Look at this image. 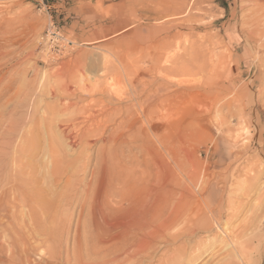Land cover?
I'll use <instances>...</instances> for the list:
<instances>
[{
	"label": "rangeland",
	"instance_id": "obj_1",
	"mask_svg": "<svg viewBox=\"0 0 264 264\" xmlns=\"http://www.w3.org/2000/svg\"><path fill=\"white\" fill-rule=\"evenodd\" d=\"M0 152V264H132L141 187L135 264H264V0H0Z\"/></svg>",
	"mask_w": 264,
	"mask_h": 264
},
{
	"label": "bare ground",
	"instance_id": "obj_2",
	"mask_svg": "<svg viewBox=\"0 0 264 264\" xmlns=\"http://www.w3.org/2000/svg\"><path fill=\"white\" fill-rule=\"evenodd\" d=\"M94 80V79H93ZM96 83H94L93 85H89L91 88L94 87L96 88L97 85H95ZM115 84V83H113ZM108 88H112V86H108L106 85ZM89 87V88H90ZM102 87V86H101ZM103 88V87H102ZM105 88V86H104ZM114 88V87H113ZM67 90V89H65ZM83 90H88L87 86H83ZM99 90V89H98ZM111 90V89H110ZM117 90V89H116ZM115 91V89H114ZM113 91V92H114ZM72 92V91H71ZM108 92L109 89H108ZM117 92V91H115ZM114 92V93H115ZM119 93V92H117ZM110 94V93H109ZM113 96V95H112ZM119 96V95H118ZM124 98V97H123ZM147 99V98H146ZM113 100V99H112ZM119 103V102H118ZM93 111V110H92ZM106 119V118H105ZM16 122V121H15ZM13 123V122H12ZM14 126V125H13ZM17 126V125H15ZM14 126V128H15ZM13 128H11L12 130ZM17 130V129H16ZM14 131V130H13ZM79 131V130H78ZM88 131V130H87ZM89 132V131H88ZM7 138V137H6ZM8 138H10V136H8ZM12 138V137H11ZM84 138V137H83ZM11 141V140H10ZM6 143V142H5ZM11 143V142H10ZM4 149V148H3ZM6 149V148H5ZM4 149V150H5ZM1 153V152H0ZM3 157V156H2ZM18 159V158H16ZM5 160V159H4ZM20 161V160H19ZM10 161H8L9 163ZM54 163V162H52ZM6 166V165H4ZM20 167L19 165H16ZM22 166V165H21ZM4 168V167H2ZM7 169V166L5 167ZM4 168V169H5ZM22 168V167H21ZM1 169V168H0ZM21 170V169H20ZM3 176V175H2ZM22 177V176H21ZM8 178V177H7ZM24 178V177H23ZM9 179V178H8ZM24 184V183H23ZM144 186V185H143ZM135 190V189H134ZM123 191H124V185H122L121 187L118 188H112L110 190V194L109 196H113V197H124L121 196L123 195ZM136 191V190H135ZM134 191V192H135ZM172 191V190H171ZM170 191V193H171ZM173 192V191H172ZM160 194V190L155 189L153 187H148V189L146 188H142L137 190L135 193V198L134 199V203L132 204V207L125 211V212H121V216L119 217V219H116V221L112 224L109 225L110 228V233H111V240L118 241L120 243V247H119V253L117 252L116 255H113L111 257V259L115 260L117 259L118 255L117 254H123L124 257H126V259L128 258V260H130L129 262H131L132 264H135V260H134V256H132L135 251L136 252H141L142 255L144 256H148V260H152L153 256H152V252H155L157 250V241L158 239L162 238L164 239L163 241H165L164 235H165V231H169V222L175 221L177 219H179L177 214L176 217L178 218H168V219H160V215H161V211L163 210V207L160 206L159 203V198L158 195L157 197H154V195L156 194ZM163 194L166 196L168 194V189L164 188ZM162 195V194H161ZM6 196V195H5ZM154 197V198H153ZM3 198L2 194L0 195V208H1V199ZM141 198H147V200H151L153 199V203L151 205H147L145 202H141L140 199ZM123 199V198H122ZM119 200V199H118ZM141 203H140V202ZM151 203V202H150ZM175 203V202H174ZM156 204V205H155ZM176 205V204H174ZM105 206V205H102ZM163 206V205H162ZM165 206V205H164ZM122 207H119L117 210H121ZM106 210V209H105ZM34 209L30 208V212L33 214ZM100 211V210H99ZM114 211V210H112ZM110 211V212H112ZM119 211H114V214H116L115 212H119ZM108 212V211H107ZM100 213V212H99ZM103 213H106L103 211ZM109 214V212H108ZM119 214V213H118ZM101 215V214H100ZM113 215V214H111ZM173 215V214H172ZM171 215V216H172ZM106 216V214H105ZM116 216V215H115ZM168 216V215H167ZM175 216V215H174ZM180 216V215H179ZM98 221V219H97ZM106 221H108L106 219ZM111 221V220H110ZM162 221V222H161ZM179 221V220H178ZM96 223V221H94ZM103 222V221H102ZM99 223V222H98ZM97 223V224H98ZM163 223V225L161 224ZM175 224V223H173ZM173 224H171L173 226ZM176 225V224H175ZM102 225H100L101 227ZM104 226V225H103ZM97 227V225L95 226ZM107 227V226H106ZM162 227V228H159ZM99 228V226H98ZM104 228V227H102ZM104 230V229H103ZM106 230V229H105ZM163 230V231H162ZM207 230V229H206ZM162 231V232H161ZM186 231V230H185ZM184 231V232H185ZM107 232L109 233V231L107 230ZM161 232V233H160ZM171 233V232H170ZM180 233V232H179ZM187 233V232H186ZM191 233V232H190ZM184 234V233H183ZM170 235L171 237L173 235L167 233L165 236ZM182 235V233L180 234V236ZM190 235V234H189ZM177 236V235H176ZM176 238V237H175ZM178 240V239H177ZM162 241V242H163ZM168 241V240H167ZM116 245V244H115ZM111 246V243H110ZM114 247V246H112ZM180 248V247H179ZM178 248V249H179ZM107 249V248H106ZM117 250V249H115ZM183 250V249H182ZM107 251H109L107 249ZM106 251V252H107ZM179 251V250H178ZM114 251H111V253ZM149 252V253H148ZM113 254V253H112ZM115 254V253H114ZM136 254V253H135ZM109 255V254H108ZM140 255V254H139ZM141 255V256H142ZM173 255V254H172ZM170 256V255H169ZM140 258V257H138ZM110 259V260H111ZM121 259V258H120ZM164 259V258H163ZM112 260V261H113ZM124 260V259H123ZM123 260L121 263L118 264H124ZM108 261V260H107ZM107 261H102L101 263H92V264H105ZM141 261V260H140ZM165 261V260H164ZM164 261H162L164 263ZM138 262V261H137ZM159 263V262H158ZM162 263V264H163ZM86 264V263H85ZM89 264V263H88ZM128 264V263H127ZM142 264V262H141ZM160 264V263H159Z\"/></svg>",
	"mask_w": 264,
	"mask_h": 264
}]
</instances>
